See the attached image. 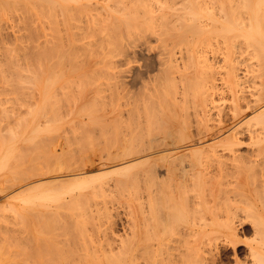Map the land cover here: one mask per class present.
<instances>
[{
	"label": "bare ground",
	"instance_id": "6f19581e",
	"mask_svg": "<svg viewBox=\"0 0 264 264\" xmlns=\"http://www.w3.org/2000/svg\"><path fill=\"white\" fill-rule=\"evenodd\" d=\"M16 1H19L21 4L24 3L25 6L28 4L27 2H29L34 9V12L29 11L31 9L30 7L28 9V12L31 13L30 16L33 14L32 19L28 21L31 22L30 24L32 26V33L29 32L31 34L29 36L32 39V42L28 41L31 47V63H29L30 60L27 59L29 65H27V63L25 64L31 69V71L29 70L30 73L32 72L33 74L32 77H28L29 79H33L36 84L38 78L40 80L41 76H43L42 79L44 81V83L42 82L43 86L41 89L37 88L38 85L36 86L34 84L36 86L35 88L38 91L33 89L34 91H36V93L32 92L34 94H31V96L29 97L32 98L33 96L34 100L36 99L35 103L32 100V103H34L35 105H33L32 109L29 108L31 109L30 112L28 110L29 114L33 115V117L31 116L32 119L35 118L39 113H41V116H47V122H45L49 123L47 125V128L53 130L55 128L54 122L57 120L56 118H58V116L62 119H70V121H68L69 125L71 126L70 123H73V126L75 122H78L76 121L78 120L77 118H79V116H82L81 113L82 111H84L83 113L87 114H85L86 118L87 116L89 118L85 120H90V122H83L82 118L81 120H79V122L82 121L84 124L81 122L79 123L78 127L80 128V125H82V127L84 126V128L87 130L91 128L92 131L99 130L103 132L104 128L105 130H107V126H105V124L109 125L110 123L112 126V121L110 122L109 119H115L116 121L118 119L121 120V118H126L127 121L124 119L123 121H121V123L119 122L118 124L124 125L126 123L125 128L127 127V131H129V128L131 126H128L131 125L132 122L135 124V126L134 128H130V131L128 132L129 134L127 133L129 137L124 140L123 144L120 142L121 146H119V148H116V152H114L112 156L108 155L109 159L110 157L112 158L109 160L112 161L111 163H122L121 166H117L115 168L113 167L114 169L110 168L112 171L109 169L110 173L116 174V177L113 179V184H120V186L124 188L125 183L138 182L139 180H144L145 177L143 187L144 190L141 194L137 196L134 195L136 196L135 202H133V199L132 203H127V211H125L127 215L125 218L121 219L122 217L119 216L120 213H116L115 215H112V213L107 214L103 219H98L95 217V219L98 220L93 221L95 220L93 218V222L91 221V218L90 220H87V218L89 219L90 214L93 215V213H91L93 211L91 209L93 205L91 206V204L84 199V192L88 193L92 191L89 190L87 192L88 189L94 190V188L99 192L100 189L98 190L97 188L102 189L104 187L103 185L107 182L104 181V183L103 181H97H100V179L109 174V172L103 173L97 171L99 174L96 173L93 175L91 173L90 175H87L85 173L89 172H87V170H84V175H81L79 173L80 175H73L74 177L71 178L69 176L68 179L66 178L65 180H55L56 182H53L51 180H42L41 182L44 181L43 183L35 182L32 185L27 184L23 187L20 184L22 189L20 187L18 190L21 191H18L16 189L14 190V192L16 196L18 194H16L17 191L21 192V194L19 195L20 198H17L21 200V203L23 202L22 204H24L22 205V209L23 206H26L25 204H29V207L27 205L26 208H28L27 210H29L30 208V211L28 212L23 210L24 214H22L21 212L20 213L24 217L30 214L29 216L31 217V224L34 232V236L32 237L33 240L34 237L39 238L40 236H43L45 239H47L48 233H54V231H50V228L58 230L57 232L55 230V235L52 234V236L54 237L53 240L56 244H50L52 242L50 241L52 240L50 238L52 237L51 235L49 236L50 243H38L40 241H35V243L28 250L29 255L26 252L27 256H29L31 260V262L29 263L222 264V261H218L217 259L218 255L216 256L217 248H219L221 245H231L233 247L239 243L237 239V231L243 221L241 222V218H238L241 217V215H237L238 209H231L229 210L230 212L226 213L228 209L225 202L226 200L230 201V199H228L229 196H225V202H223L224 204H226L225 206L223 203H221L222 198L220 196L223 197V195H219L222 194V192L219 191L220 193L218 192V196L221 202L219 203V201H217V204H220L221 206L223 204V206L226 207L225 209H227V211L222 210L225 217L223 216V212L221 214V208L223 207L219 208L218 206H216L217 204L215 202V199H217L218 196H216V194L212 192L211 185H213V183L216 181L218 183V185L216 186H220L221 184V186L223 187V185L225 186L226 182H223V184L222 180L225 179L226 181H228L226 177L235 176L237 178V176L241 173V168L250 170L254 167L253 164L257 165V163H263L264 157H261V155L264 156V108L261 107L257 113L250 116V118L248 116L247 119L244 120L245 124H247L245 126L246 131H250L252 133V135H248V142L252 143L253 146H257H255L256 148L253 147L255 149L252 148L251 151L248 150L249 152H242L243 150L240 149V145L242 144V135L246 134L245 129H243L240 124L236 127L234 126V128L230 130L228 134H225L224 137H217L218 139H216L210 146L208 145V147H204L205 149L192 148V152H187L175 157H170L165 152H163L165 154L157 156L155 158L147 159V157L141 160H138L139 158H137V154L145 152L146 149L152 146L151 143H155V146L153 144L152 148L160 147L162 145H168V143L166 144L167 138L164 139L165 137H170L175 144H183L185 142H192L196 144L199 142L198 139L206 137L207 133H210L211 135L212 132H210V130L213 131L211 127L213 126V124H215V121L213 122L211 120L213 119L212 117L214 114H217L221 119H214L216 120V122L222 121L224 117L222 118L221 116L224 115L226 117V115L228 114L229 116H231L232 120L238 115L246 114L247 109H252L264 101V0H0V6L2 4H14ZM15 4H17V2ZM21 4H18L19 7ZM24 5L22 6L25 7ZM24 11L22 9L21 13H23ZM22 15L24 16V14ZM27 16H24V18L28 19ZM1 26L3 25L1 24ZM0 31L2 30L0 29ZM6 34L4 35L6 36ZM0 35L2 36L3 33ZM13 37L15 36H12L11 38ZM17 38L20 39V35ZM2 39L3 38H1V40ZM7 39L9 38L7 37ZM3 40L6 41V38ZM17 42L18 44L20 43L19 40ZM17 46L18 45H16L15 47ZM20 48L23 49L22 46ZM9 50L7 49L5 52H9ZM26 58L24 62H26ZM8 63L11 64L12 62H9L8 60ZM13 64L15 65L17 63ZM19 66H22V64ZM10 73L12 72H9V74ZM250 77H252V79L254 80L258 79L256 81L259 82L260 86H256L255 82L254 86L256 87H253V85H249L250 87H253V89L248 90V85H246L245 83L246 81H250ZM9 79H11L10 76ZM33 81L31 80L32 84ZM251 83L249 82L248 84ZM34 85H32L33 88ZM27 91L29 93V90ZM73 95L76 98L75 100L79 103H77L72 98L71 100L75 101L72 103L73 105L71 106L70 104V106L62 108L64 107L62 106V100L67 101V99H69ZM226 97H229L231 99L230 107H227L229 110H225L222 107L223 103L220 102ZM22 98L24 97L22 96ZM5 100L6 99H4V101ZM98 101H100L101 103ZM58 102L62 103V107L59 106L60 104ZM97 102L99 104L103 103L102 106H104L101 107V105H99ZM29 103L30 102H28V104ZM56 104H59L58 106L60 107L61 114L57 113L58 106L56 109ZM95 105V108L97 110L94 108ZM98 109L99 111H101L99 112ZM3 110L4 108L1 109L0 113ZM97 111L99 113H97ZM4 112L6 111L4 110ZM96 113L98 115H95ZM19 118L18 119L20 120V123L16 119L15 122L13 121L14 123H16V127L17 123L19 124L18 126H22L21 122L22 120H25L23 119L24 117ZM32 119L31 123H34L35 120L33 119L32 121ZM106 120L109 121V123L107 121L108 124L106 123ZM209 121L211 123L213 122V124L210 125ZM36 122L37 120L35 121V123ZM147 122H151V126L154 122L156 127L158 123V130L160 128L161 131H164L165 135L161 139H151L150 143L148 144L150 146H146L149 142L148 140L146 141L147 143L145 142V146L140 145L141 143L139 145L135 144L137 142L133 143L131 137L135 134L136 129L139 130V127L137 128L136 126L139 124V126H142L141 124L143 123L149 124ZM113 123L115 125V122ZM24 124L23 127H25ZM36 124L38 125V123ZM76 124L75 126H73L75 127V130H77ZM41 125L43 126V124ZM21 126L19 128H21ZM33 126L32 129L37 130L38 127L34 126L33 128ZM42 126H40V128ZM215 126H217L218 130L215 128L216 132L213 131L212 135L214 134V138H216V134L221 130V127L217 125V123L215 124ZM66 127L68 128L67 125ZM12 128L8 129L7 132H5V129V131H0V155H2V149H4V145L7 146V144L5 143L7 141H11L10 139H12L11 137H13V134L15 135V138L19 139L18 136L22 129H16L19 132L17 136L16 130H13ZM84 128L81 132L84 133L85 131V133L87 132L86 134H89V130H84ZM112 128L114 127L112 126ZM157 128L154 127L155 130H157ZM68 129H70V132L72 129L74 133L73 128L69 127ZM109 129H111V127ZM118 130L117 131L119 133L122 131L121 126H119ZM144 130L146 133V131L151 129L146 130L144 128ZM160 130L158 132H160ZM127 131L125 130L123 131V133ZM38 132H40V130H38ZM108 132H106V134L104 135H108ZM131 132H134V134L132 135ZM151 132L153 131L151 130ZM138 133L136 135H138ZM124 134L127 135L126 133ZM56 135H58V133ZM104 135L101 136L103 138H107ZM37 136L38 137L35 136V139H40L41 136ZM97 137H99V135ZM74 138L75 140L78 139H76V137ZM49 139L52 141L54 140L52 139V137ZM49 139L47 141V147H45L47 153L49 152L48 150H50L48 149V144H52V141H50ZM13 140L15 139L13 138L12 141ZM20 141L21 140H19V142ZM104 141L106 140L104 139ZM108 141L110 140L108 139L107 142ZM75 142L76 141H74L73 143L75 144ZM78 142L80 143L79 139ZM138 142H141V140ZM34 143L36 144V141ZM19 145V147L21 148L23 144ZM31 145L33 144L31 143ZM36 145L35 147H37ZM80 145L81 144H79L78 146L80 147ZM13 147H11V150ZM28 148H30V146ZM50 148L52 149L53 146ZM21 150L19 149V151L23 153L18 152L20 153L19 155L22 154V158L20 159V161H26L24 160L26 158H23V156L25 155L24 152L26 151H23V147ZM36 150L38 151L39 149L37 148ZM45 150L43 151V153L40 149L39 153L37 152L38 158L36 159H39L40 151L43 154H46ZM74 150L76 151V148ZM77 150L79 151V149ZM14 151L15 149L13 150V152L10 151L11 154H13ZM3 152L6 153L7 150L6 152L5 150H3ZM100 152L102 153V148ZM55 153L53 154L54 157L61 156L59 155V153H56L57 155ZM76 153L74 152L73 157H75V155L78 156V154ZM14 154H16L15 156L19 159L17 151ZM9 155L10 154L5 155V158L6 156H8L10 158H13L11 159L13 161L14 159H16L14 158V155ZM53 155L50 157L53 158ZM31 156L32 155H30L29 158H31ZM211 156L217 161L218 167L215 163L217 169L213 173H211L212 175L210 174L211 176H207V174H205L206 171L204 170L205 165L207 164L206 161ZM58 157H55L54 159H57ZM0 160L3 162L2 159ZM5 160L7 163L8 160ZM51 160H48V163ZM229 160L235 161V163L233 164H236L238 162V164H236L237 166L232 165L233 169H235L234 172L233 169L232 171L228 170L229 165L227 161ZM14 163L17 162L15 161ZM38 163H40V161ZM51 164L49 165L52 166ZM211 165L213 164L211 163ZM258 165V167H262L260 168L261 170L263 169L264 172V164L263 166L262 164ZM246 166H249L250 169H248ZM24 167L27 168L26 165H24ZM43 167H45V165H43ZM43 167L40 168L43 169ZM256 167L257 166H255V168ZM24 169H21V171L23 170L22 172H24ZM43 170H45V168ZM17 171L14 169L13 174L15 173L18 175H13L11 172L13 177H16V180H18L17 178H19V176L21 178L27 175H23L20 169H17ZM54 171L56 172V170ZM32 172L33 171L31 169V175H38L37 172ZM45 172L41 173V175H44ZM47 172L50 171L48 170ZM208 172L209 171H207V173ZM235 174L238 175L236 176ZM250 174L251 173L249 172L248 175ZM195 175H203L206 178L203 179V181L200 183V185H206V187L204 186L206 191L203 190L204 192H202L201 195H192L195 191L192 194L190 192L193 190V188L195 189L196 181L198 182V180L194 178L196 177ZM258 177L260 176H257V178ZM257 178L254 179L256 181V187L253 186V188L254 190L258 189L259 191L261 189V185L259 184L260 187H257ZM213 179H215L214 182H212ZM8 180L9 178L5 181L7 182ZM13 180L16 181L15 178H13ZM254 180L251 179V181ZM237 183L239 182H236L237 187H243L242 185H239L242 182H240L239 184ZM6 184L7 183H5V185ZM108 184L110 185V183H107V186ZM227 184L229 187L230 185H232L230 184V182H227ZM227 184L225 187H223L224 189L228 188ZM7 185L12 188V186L15 184H12V182H10ZM216 186L215 188H217ZM221 186L220 188L218 187V190L221 189ZM137 187L138 186H136V188ZM117 189L120 188L118 187ZM258 191L257 193L254 192L255 196L256 194H258V196H260V194L262 195V193L260 191L259 193ZM223 192L225 193V195L227 194V192ZM228 192H230V190ZM231 193L234 192L232 191ZM100 194L102 195L104 193L101 192ZM93 195L97 194L95 193ZM236 195L238 194L236 193ZM241 195H243V193H241ZM233 196L234 195L232 194V197ZM10 197H12L11 192ZM17 198H14V200L12 199L14 203L15 199ZM82 198L86 202L85 205H82L81 203V201H83ZM57 199H59L57 203H50ZM10 201L6 200L0 205V217H3V210L7 208L10 211H15L16 214L18 211H22L21 208L19 210V207L17 211V205L15 207L17 201L14 206L12 201ZM236 201L238 203L239 200ZM71 202L73 204H77V207H75L77 209L74 210L72 209V207L71 209L73 211H70L69 213H65L68 211H63V213L60 212L61 214H59V211L54 207L58 206L59 208L61 207V205H65L64 207L62 206V208H68L67 205ZM79 203H81V208L79 206L78 209ZM246 204V206H248V203ZM263 205L264 204H262V206ZM95 206L96 205H94V207ZM94 209L95 213L96 211H99L96 210L97 207H95ZM206 209H208L207 212ZM218 210H220V212ZM25 212H28L29 214L27 213L26 215ZM110 212L111 211H109L108 213ZM206 213H208V215H206ZM97 215L98 214H96L95 216ZM22 216L20 218L26 219V217L23 218ZM219 216H222L220 217L222 218L221 221H217L219 222L220 228L212 229V226H210L214 221L212 220V218ZM53 219H55L54 221H56V224L57 222H59V226L56 225V228L54 227L55 225L53 227L51 225L53 223V221L51 223V220ZM23 222L25 224H29L28 218L27 220H23ZM86 222L89 223L88 225L90 226H87ZM244 222L246 223V221ZM9 223L12 224V222ZM53 224H55V222ZM119 225L122 229L121 233H118L116 231ZM22 227L24 228V226ZM57 227H59V229ZM209 228L210 231H208ZM15 229L13 227H10V225L8 226V224L6 225V223L0 225V264H16V256L17 259L19 258L18 251H20L21 253H23L22 250L24 251V249L26 251V246L25 248H22V246L20 247L18 246V244L15 245L14 241L17 238L15 237L16 234L14 232L17 229ZM18 229L21 230L22 228L20 227ZM208 233L216 234L214 236H209ZM253 233L257 235V237L259 236V233H257V231V234L255 233V231H253ZM23 236H21L20 238L22 239ZM211 239L213 241H211ZM18 241L20 243V239H18ZM23 241L25 242L26 239ZM47 245H51V247L53 246L52 248L55 249L54 251H52L53 253H51L53 255H49L50 250L52 249H49ZM56 246L57 248H55ZM18 247H20L19 250L17 249ZM213 248L215 250H213ZM253 249L254 248H250V251L248 253L249 256L256 255V251L255 249ZM212 251L216 253L214 254ZM21 255L23 256V254ZM104 255L105 258L103 259L102 257ZM50 256H53V258ZM29 258L27 257V261L29 260ZM255 260L247 263H258L255 262ZM240 261L239 259H236V261L234 260L235 263L233 264H241L242 262L240 263ZM18 264H20L19 259Z\"/></svg>",
	"mask_w": 264,
	"mask_h": 264
},
{
	"label": "rangeland",
	"instance_id": "374dc122",
	"mask_svg": "<svg viewBox=\"0 0 264 264\" xmlns=\"http://www.w3.org/2000/svg\"><path fill=\"white\" fill-rule=\"evenodd\" d=\"M17 2V4H15ZM14 4H6V5H1L0 6V26H1V24L3 25V26H1L0 27V29L2 30V31H0V34H2L3 33V35L4 34H6V36L10 39L12 36H15V37H13V38H11L10 40L9 39H7V37L4 35H0L1 37H0V45H2V46H0V111H1V109H3L4 108V110L6 111V112H4V110L0 113L1 114V116H0V118H2V119H0V126H2V127H0V131H5V132H7L8 131V129H10V128H12V127H14V128H12L13 130H16L17 128H19L20 126H18L19 124L17 123V127H16V123H14L15 122V119L16 120H18L19 121V123H20V118L19 117H21V118H23V119H25V120H22V122H21V124H22V126H21V128H19V129H22V131H20V134H19V136H18V129L16 130V135L19 137V139L18 138H15L14 136V134H13V137H11L12 139L14 138L15 140H13L12 141V139H10L11 141H7L5 144H7V146H8V148H7V146L6 145H4V149H2V155H0V159H2L3 160V162L1 161V164H0V184H1V186H0V191L2 192H0V205L2 204V203H4V201H6V200H11L12 201V203H13V206H14V204L16 203V201H17V203L15 204V207H16V205H17V211H18V207H19V210H20V208L22 209V205H24V204H22L21 203V200L20 199H18L17 197H19V195L21 194V192H18V191H21V190H18L21 186H20V184L22 185V187L25 185H32V184H34L35 182L36 183H43L45 180L47 181V180H51V181H55V180H65L66 178L68 179V177L70 176V178L71 177H74L73 175H84V170H87V172H89V173H85V174H87V175H90L91 173L94 175V174H96V173H98V172H103V173H108L109 172V174H107L106 176H104L102 179H100V181H97V182H107V183H110V185L108 184V186H107V183H103L104 185V187L101 189V188H97L98 190H99V192L94 188V190L93 189H88L87 190V192L89 191V190H92V191H90V192H88V193H86V192H84V199L87 201V202H89L90 204H91V209L93 210L91 213H93V215L92 214H90L89 216V219L87 218V220H90V218H91V221H92V219L94 218L95 219V217L96 218H100V219H103V218H105L106 217V215L107 214H112V215H115L116 213L117 214H119V216H121L122 218L121 219H123V218H125L126 217V212L125 211H127L126 209H127V206H128V204H129V202H131L132 203V200L134 199V201L133 202H135V197L137 196V195H139V194H141L142 192H143V187H144V180H145V177H144V180L142 179V180H139L138 182H130V183H125V185H124V188L122 187V186H120V184H118V185H116V184H113L114 183V181H113V179L116 177V174H114V173H110V168H112V169H114L115 167H117V166H121L122 165V163L121 162H113V163H111L112 161H109L110 159H112L111 157H110V159L108 158V155L109 156H112V154H114V152H116V148H119V146H121V143L123 144L124 143V140L127 138V137H129V131H130V128L131 127H133L134 128V126H135V124L133 125L132 123H131V125H127L128 127H130L129 128V131H127V127L125 128V126H126V123L123 125V124H118L119 122L121 123V121H123L124 119L126 120V118H121V120H116L115 121V119H109L110 120V122L112 123V126L114 127V128H112V126H111V124L109 123V121L108 120H106V123H107V121H108V123H109V125H106L105 124V126H107L106 127V129L107 130H105V128H104V133L102 132V131H99L98 129V131H92V129L90 128V129H85L84 128V126L82 127V125H80L81 127L79 128L78 127V125H79V123H81L82 121L84 122H87V123H89L90 122V120H85V119H89L88 118V116H87V118H86V113H83L84 111H82V113H81V115L82 116H79V118H77L78 120H76V121H78V122H75L74 123V125L73 126H75V124L77 125V130H75V127H73L72 126V124L73 123H70L71 124V126L69 125V122L68 121H70V119H68V118H66V119H62V118H59V116H58V118H56L57 120V122L55 121L54 122V126H55V128L52 130V129H49V128H47L48 126V124L49 123H45V122H47V116H44V115H42L41 116V113H39L38 115H36V117L35 118H33L35 121L37 120V122L36 123H38V125L35 123V121H34V123H31V119H32V117H33V115L32 114H29V112H30V110L32 109V107H33V105H35L34 103H35V101H36V99L34 100V97L32 96V98H29L30 96H31V94L33 95L34 93H36V91H38L35 87L37 86V88H39V89H41L42 88V86H43V83H44V81H43V79H42V77L43 76H41V79L39 80V78H38V80H37V82H36V84H35V82L33 81V79H31L32 81H33V84L31 83V80L28 78L29 76L30 77H32L33 76V74H32V72L30 73V71H31V69L29 68V67H27L26 66V64L25 63H27V65H29L28 64V61H27V59L28 60H30L31 59V47H30V41L32 40L31 38H30V36L29 35H31L30 33H32V26H31V22H28V21H30L31 19H32V16H33V14L30 16V14L31 13H29L28 12V9H29V7L31 8L29 11H33L34 12V9L32 8V5L29 3V2H27V3H25V4H27L26 6L24 5V3L23 4H21L19 1H16ZM26 2V1H25ZM18 4H21L20 5V7H19V5ZM16 5V6H15ZM22 5H24L25 7H23ZM31 5V6H30ZM22 7V8H21ZM21 8V9H20ZM2 9H3V11H2ZM19 9V10H18ZM23 9V13H21V10ZM18 10V11H17ZM26 10H27V12H26ZM2 12V13H1ZM27 13V15H26V13ZM32 12V13H33ZM21 13V14H20ZM19 14V15H18ZM22 14H24V16L26 17H28V19H25L24 18V16L22 15ZM22 17H21V16ZM3 18H4V20H3ZM25 19V20H22V19ZM6 19V20H5ZM1 20H3V21H1ZM8 20V21H7ZM27 20V21H26ZM24 23H23V22ZM16 24V25H15ZM26 24H28V25H26ZM15 26H16V28H15ZM18 28V29H17ZM6 31H5V30ZM9 29V30H8ZM29 31H28V30ZM8 30V31H7ZM12 30H14V31H11ZM28 31V32H27ZM30 32V33H29ZM11 34V36H10V34ZM13 33V34H12ZM20 35V39H18L17 37H19V35ZM28 34V35H27ZM10 36V37H9ZM17 36V37H16ZM21 36H22V38H21ZM6 38V41L5 40H3V39H5ZM32 37V36H31ZM1 38H3L2 40H1ZM16 39V40H15ZM241 39V38H240ZM10 42H9V41ZM20 41V43L18 44V42L17 41ZM4 41H5V43H4ZM13 41V42H12ZM29 41V42H28ZM22 42H23V44H22ZM32 42V41H31ZM13 43V44H12ZM29 43V44H28ZM10 44H12V45H10ZM18 45L17 47H15L16 45ZM21 44V45H20ZM6 45H9V46H6ZM23 47V49H21L20 47ZM27 48H26V47ZM2 47H4L6 50L8 49H10V48H13V49H10L9 50V52L7 51V52H5L6 50L4 49V48H2ZM7 47H9V48H7ZM19 47V48H18ZM15 48V49H14ZM27 50H26V49ZM18 49V50H17ZM5 50V51H4ZM17 50V51H16ZM24 52H22V51ZM16 51V52H15ZM21 51V52H20ZM4 52V53H3ZM13 52V53H12ZM26 52H27V54H26ZM6 53V54H5ZM10 55H9V54ZM13 54V55H12ZM25 54V55H24ZM19 55V56H18ZM30 55V56H29ZM23 56V57H22ZM28 57V58H26V57ZM12 57V58H11ZM15 57V58H14ZM18 57H20V58H18ZM10 58V59H9ZM25 58H26V62H24L25 61ZM2 59V60H1ZM18 59V60H17ZM6 60H7V62H6ZM8 60H9V62H12L11 64L14 66H12L11 64H9L8 63ZM20 60H22V61H20ZM1 61H3V62H1ZM4 61H5V63H4ZM19 62V63H18ZM22 62V63H21ZM24 62V63H23ZM2 63V64H1ZM8 63V64H7ZM13 63H17V64H13ZM29 63H31V60H30V62ZM5 64H7V65H5ZM21 65L22 64V66H19V65ZM3 65V66H2ZM18 66V68H17V66ZM31 65V64H30ZM8 68H7V67ZM24 66V67H23ZM6 67V68H5ZM21 67V68H20ZM32 68V67H31ZM19 70V71H18ZM30 70V71H29ZM3 71V72H2ZM22 72V74H21V72ZM9 72H12V73H10L9 74ZM5 73V74H4ZM25 73V74H24ZM12 74V75H11ZM23 75H24V77H23ZM42 75V74H41ZM9 76H10V78L11 79H9ZM3 77V78H2ZM12 77H13V79H12ZM21 79V80H20ZM27 79V80H26ZM30 81H29V80ZM249 82L251 83L252 82V80H253V82L251 83V84H248L249 82L248 81H246V85H248V90H251V89H253V87H256V86H258L259 85V82L258 81H256V80H258V79H256V80H254V79H252V77H250L249 78ZM26 81V82H25ZM29 81V82H28ZM13 82V83H12ZM24 82V83H23ZM43 82V83H42ZM256 82V86H254V83ZM14 85V86H12V85ZM34 85V88H33V86L32 85ZM42 84V85H41ZM24 85H26V86H24ZM249 85H253V87H250ZM31 86V87H30ZM260 86V85H259ZM24 87V88H23ZM30 88V89H29ZM247 88V87H246ZM29 90V93H28V91L27 90ZM36 90V91H34V90ZM21 90H22V92H21ZM33 90V91H32ZM24 91V92H23ZM7 92V93H6ZM9 92V93H8ZM26 92V93H25ZM32 92H34V93H32ZM22 93V94H21ZM28 93V94H27ZM9 94V95H8ZM25 94V95H24ZM14 96V97H13ZM22 96L24 97V98H22ZM74 96V95H73ZM73 96H71L69 99H67V101H64V100H62L63 102V104L62 103H60V102H58L59 104V106H61V104H62V106H64V107H62V108H65L66 106H70V104H71V106L73 105L72 103L73 102H75L76 100V98H75V96L73 97ZM28 97V98H27ZM16 98V99H15ZM74 99V100H71V99ZM227 98V99H226ZM224 100H221L220 102H222L223 103V108L226 110V109H228L227 107H230V104H231V99L229 98V97H226ZM4 99H6L5 101H7V102H5L4 101ZM26 99V100H25ZM30 99V100H29ZM16 100V101H15ZM34 101V103H32L33 101ZM71 101V102H70ZM121 101H122V99H121ZM124 101V100H123ZM224 101V102H223ZM4 102V103H3ZM28 102H30L29 104H28ZM77 103H79L78 101H76ZM98 102H100V101H98ZM97 102V103H98ZM97 103H95V104H97ZM101 103V102H100ZM28 104V105H27ZM99 104V103H98ZM103 104V103H102ZM102 104H99V105H101V107H103L102 106ZM264 101L261 103V104H259L258 106H256V107H254V108H252V109H247V113L246 114H241V115H238V116H236V117H232L233 119L231 120V116H229V114L228 115H226V117L224 116V115H220L222 118H223V120L222 121H217L216 122V120H219L220 119V117L217 115V114H214L213 115V119H211L213 122L215 121V124L217 123V125H219L220 127H221V130L216 134L217 136H216V138H214V134L212 135V133H213V131H215L216 132V130H215V128L217 129V126H215V124H213V122L211 123L210 121V125L211 124H213V126L211 127V129H213V131H211L210 130V132H212L211 133V135H210V133L208 134L207 133V136L206 137H202L201 139H198V143H192V142H185V143H176V144H178V145H176L175 143H173V141L171 140V138L169 139L168 137H165L164 139H166V144L168 143V145H166V146H160V147H155V148H152L153 147V144H154V146H155V143H151V145L152 146H150V145H148L149 143H150V141H151V139H153L154 140V138L156 139V138H158V139H161V138H163V136L165 135L164 134V131H161L160 130V128H159V130H160V132H158L159 130H158V128L157 127H159V124L157 123V127L155 126V123L153 122L152 123V126L150 125L151 124V122L149 123V122H147V123H149V124H145V123H143V124H141L142 126H139V125H137L136 127L138 128L139 127V130L138 129H136V127H135V129H136V132H135V134H134V132H131L132 133V135L134 136V139H133V136L132 135H130V136H132L131 138H132V140H133V143H135V142H137V143H135V144H137V145H139L140 143V145H142V146H145V144L147 143L146 141L148 140L149 142L147 143V145L146 146H150L148 149H146V151L145 152H142V153H140V154H137L138 155V157H137V155H136V157L137 158H139L138 160H141V159H145V158H147V159H151V158H155V157H157V156H160V155H163V154H167L168 156H170V157H175V156H179V155H182V154H184V153H187V152H192V148L194 149V148H206V147H208V145L210 146L211 144H213L214 143V141L216 140V139H218V138H222V137H224L225 136V134H228L229 132H230V130H232L233 128H234V126L236 127V126H238V125H240L241 124V126H242V128L243 129H245V131H246V125L247 124H245V122H244V120H246L247 119V117L249 116V118H250V116H252V115H254L255 113H257L259 110H260V108L262 107V108H264ZM57 104H56V109H57V106H58ZM78 105V104H77ZM98 105V106H99ZM58 106V109H57V113L58 114H61V112H60V107ZM260 106V107H259ZM86 107H88V106H86ZM92 107H93V105H92ZM96 107V105L94 106V108ZM100 107V106H99ZM17 108V109H16ZM29 108H31V109H29ZM11 109V110H10ZM16 109V110H15ZM27 109V110H26ZM96 109V108H95ZM258 109V110H257ZM15 110V111H14ZM19 111V115H18V111ZM28 110H29V112H28ZM58 110H59V112H58ZM61 110H63V109H61ZM97 110V109H96ZM229 110V109H228ZM24 111H26V112H24ZM95 111V110H94ZM98 111H99V109H98ZM97 111V113H99ZM96 112V111H95ZM95 114V115H98V114ZM16 114V115H15ZM86 114V115H85ZM4 115H5V118H4ZM22 115V116H21ZM246 115V116H245ZM30 116V117H29ZM32 116V117H31ZM61 116V115H60ZM229 116V117H228ZM63 117V116H62ZM85 117V118H84ZM218 117V118H217ZM227 117H228V119H227ZM19 118V119H18ZM83 118V119H82ZM237 118V119H236ZM33 119H32V121H33ZM44 119V120H43ZM62 119V120H61ZM82 119V121H80L79 122V120H81ZM214 119H216V120H214ZM225 119V120H224ZM230 119V120H229ZM73 120H75V119H73ZM73 120H72V122H73ZM114 120V121H113ZM129 120V119H128ZM221 120V119H220ZM242 120V121H241ZM14 121V122H13ZM25 122V124H24V122ZM43 121V122H42ZM127 121V120H126ZM126 121H124V122H126ZM241 121V122H240ZM40 122V123H39ZM82 122V123H83ZM113 122H115V125H114V123ZM117 122V123H116ZM218 122H219V124H218ZM234 122H236V123H234ZM31 123V124H30ZM107 123V124H108ZM123 123V122H122ZM130 123V122H129ZM129 123H127V124H129ZM234 123V124H233ZM14 124H15V126H14ZM23 124L25 125V127H23ZM35 126V124H36V126L38 127L37 128V130H35V129H32V126L33 125ZM41 124H43V126L41 125ZM84 124V123H83ZM145 124V125H144ZM244 124V125H243ZM42 126L41 128H40V126ZM46 125V126H45ZM66 125L68 126V128L70 127V128H73V130H74V133H73V131H72V129H71V132H70V129H68L67 127H66ZM133 125V126H132ZM146 126V127H144V126ZM250 125V124H249ZM34 126H33V128H34ZM35 126V127H36ZM116 126V127H115ZM119 126H121V134L118 132V131H120V130H118L119 129ZM124 126V127H123ZM155 128H157V130H155L154 129V127ZM215 126V127H214ZM23 127V128H22ZM64 127H66V128H64ZM111 127V129H109ZM141 127H142V129H141ZM153 129H152V128ZM214 127V128H213ZM220 127H218V128H220ZM248 127V126H247ZM62 128H63V130H62ZM79 128V129H78ZM83 128H84V130H87L88 131V133L90 134L91 132L93 133H91L90 135L89 134H86L85 133V131H84V133L83 132H81L82 130H83ZM117 128V129H116ZM123 128H125V129H123ZM144 128L147 130V129H151L153 132H151V130H148V131H146V133H145V130H144ZM253 128V127H252ZM5 129V130H4ZM44 129V130H43ZM45 129H46V131H45ZM61 129V130H60ZM114 129V130H113ZM140 129H141V131H140ZM25 130V131H24ZM35 130V131H34ZM38 130H40V132H38ZM49 130H51V131H49ZM55 130H56V132H55ZM67 130H69V131H67ZM118 130V131H117ZM127 131V132H124V133H128L127 135H125L124 133H123V131ZM155 130V131H154ZM218 130V129H217ZM61 131H63V132H61ZM65 131V132H64ZM108 132V135H104V134H106V132ZM115 131V132H114ZM132 131V130H131ZM143 131V132H142ZM66 132H68V133H66ZM76 132V133H75ZM139 132V133H138ZM163 132V133H162ZM227 132V133H226ZM1 133V132H0ZM39 133V134H38ZM40 133H41V135H40ZM58 133V135H56ZM70 133V134H69ZM71 133H72V136H71ZM81 133H83V134H81ZM99 133V134H98ZM101 133V134H100ZM111 133V134H110ZM138 133V135H136ZM153 133V134H152ZM157 133V134H156ZM247 133H249V134H247ZM6 134V133H5ZM22 134V135H21ZM35 134H37V135H39V136H41L40 137V139L38 138V140H36L35 138L36 137H38L37 135H35ZM67 134V135H66ZM119 134V135H118ZM163 134V135H162ZM222 134V135H221ZM224 134V135H223ZM51 135V136H50ZM75 135H77V136H75ZM84 135V136H83ZM99 135V137H97ZM104 135V136H106L110 141H108L107 142V138H103L102 136ZM109 135H110V137H109ZM144 136V135H146V136H144V137H142V136ZM250 135H252V133L250 132V131H246V134H244V135H242V139H241V145H240V149L241 150H243L242 152H249V151H251L252 150V148L253 147H255V146H253V144L252 143H250V142H248L249 141V136ZM27 136H29V137H27ZM36 136V137H35ZM49 136V137H48ZM56 136V137H55ZM58 136V137H57ZM60 136V137H59ZM70 136H71V138L74 136V137H76V139L78 138L79 139V141H80V143L78 142V139L77 140H75V138L73 137L72 139L70 138ZM138 136V137H137ZM151 136V137H150ZM221 136V137H220ZM7 137V136H6ZM52 137V139H54L53 141L52 140H50L49 138H51ZM64 137H65V140H64ZM101 137V138H100ZM140 137H141V139H140ZM218 137V138H217ZM246 137V138H245ZM24 138V139H23ZM26 138V139H25ZM50 140V141H52V144L50 145V143L48 144L49 145V147H48V149H50V150H48L49 152L47 153V150H45V147H47V141H48V139ZM97 138H99V139H97ZM147 138V139H146ZM245 138V139H244ZM18 139V140H17ZM67 139H68V143H67ZM101 139V140H100ZM102 139H103V141H102ZM104 139L106 140V141H104ZM113 141H112V140ZM119 139V140H118ZM139 139V140H138ZM163 139V140H164ZM214 139V140H213ZM17 140V141H16ZM19 140H21L20 142H19ZM71 140H73V141H71ZM98 140V141H97ZM140 141L141 140V142H138V141ZM142 140H143V142H144V144H143V142H142ZM14 141H16V142H14ZM36 141V144L34 143ZM74 141H76L75 142V144L73 143ZM115 141V142H114ZM117 141H118V143H117ZM123 141V142H122ZM243 141V142H242ZM245 141H246V143H245ZM14 142V143H13ZM29 142V143H28ZM55 142H56V144H55ZM78 142V143H77ZM96 142V143H95ZM98 142V143H97ZM121 142V143H120ZM146 142V143H145ZM31 143L33 144V145H31ZM73 143V144H72ZM76 143H77V146H76ZM103 145H102V144ZM120 143V144H119ZM10 144V145H9ZM19 144H23L22 146H21V148L19 147L20 145ZM79 144H81L80 145V147L78 146ZM156 144H157V142H156ZM174 144V145H173ZM247 144H249V145H247ZM35 145L37 146V147H35ZM61 145H62V147H61ZM102 145V146H101ZM170 145V146H169ZM246 145V146H245ZM13 146H15V147H13ZM30 146V148H28ZM39 146H41V147H39ZM53 146V148L51 149L50 147H52ZM76 146V147H75ZM106 146V147H105ZM109 146H111V147H109ZM203 146V147H202ZM250 146V147H249ZM11 147H13L14 149H15V151H14V153L17 151V154H18V156H19V159H18V157H16L15 155L16 154H11V152H13V148H12V150H11ZM19 147V148H18ZM22 147H23V151H26V152H24V156H23V158H26V159H24V160H26V161H20V159L22 158L21 157V155H19L20 153H23V152H20L19 151V149L21 150L22 149ZM33 147V148H32ZM79 147V148H78ZM104 147V148H103ZM114 147V148H113ZM246 147V148H245ZM248 147V148H247ZM257 147V146H256ZM255 147V148H256ZM7 148V149H6ZM41 149V151L43 152L44 150L46 151L45 153L46 154H43L41 151H40V154H39V159H36V158H38V154H37V152L39 153V150L37 151L36 149ZM76 148V151L74 150ZM101 148H102V153L100 152L101 151ZM139 148V147H138ZM152 148V149H151ZM204 148V149H205ZM255 148H253V149H255ZM9 149H10V151H9ZM44 149V150H43ZM77 149H79V151L77 150ZM166 149V150H165ZM247 149V150H246ZM3 150H5V152H6V150H7V152L6 153H4L3 152ZM36 150V151H35ZM74 150V151H73ZM82 150V151H81ZM83 150H84V152H83ZM147 150H149V151H147ZM246 150V151H245ZM249 150V151H248ZM9 151V152H8ZM22 151V150H21ZM36 153H35V152ZM55 151H56V153L58 154L59 153V155H61V156H55V157H58V158H60V159H58V161H57V159H54L55 157H54V153H55ZM61 151V152H60ZM18 152H20V153H18ZM73 152V153H72ZM74 152L76 153V154H78V156L77 155H75V157H73V155H74ZM160 152V153H159ZM163 152H165V153H163ZM55 153V154H56ZM103 153H104V155H103ZM109 153V154H108ZM169 153V154H168ZM8 154H10V155H14V158H16V159H14V161L13 160H11V159H13V158H10V157H8V156H6V158H5V155H8ZM28 154H30V155H32L31 156V158H29L30 157V155H28ZM56 154V155H57ZM9 155V156H10ZM26 155H27V157H26ZM44 155V156H43ZM53 155V158H51L50 156H52ZM141 155V156H140ZM264 155V154H263ZM43 156V157H42ZM77 156V157H76ZM104 156V157H103ZM151 156V157H150ZM8 157V158H7ZM12 157V156H11ZM33 157V158H32ZM53 160H51L50 158ZM103 157V158H102ZM261 157H264V156H262L261 155ZM75 158V159H74ZM81 158V159H80ZM100 158V159H99ZM102 158V159H101ZM187 158H188V156H187ZM212 160H211V159ZM210 158H208L207 159V161H206V165H205V170L204 171H206L205 172V174H207V176L208 175H210L211 173H213L216 169H217V167H218V163H217V161L214 159V158H212V156L210 157ZM5 159H7L8 161H9V159H10V161L8 162L7 161V163H6V160ZM33 161H32V160ZM36 159V160H35ZM64 159V160H63ZM83 159V160H82ZM214 159V160H213ZM30 160H31V162H30ZM48 160H51L49 163H48ZM63 160V161H62ZM76 161V162H74V161ZM79 162H78V161ZM81 160V161H80ZM108 160V161H107ZM17 162V163H14V162ZM40 161V163H38ZM43 161V162H42ZM19 162V163H18ZM23 162V163H22ZM54 162V163H53ZM105 162V163H104ZM228 162V170L229 171H232V169H233V166L232 165H235V166H237L236 164H238V162L236 163V164H233V163H235V161H231V160H229V161H227ZM6 163V164H5ZM11 165H9V164ZM25 163V164H24ZM28 163V164H27ZM37 165H36V164ZM42 163V164H41ZM44 163V164H43ZM52 163V164H51ZM211 163L213 164V165H211ZM215 163L217 164V167H216V165H215ZM5 164V165H4ZM13 164V165H12ZM19 164H21V165H19ZM23 164V165H22ZM49 164H51L52 166H54V167H52V166H50ZM53 164H55V165H53ZM258 164H262V166H263V164H264V160H263V163H257V165L256 164H253L254 165V169L252 168V169H250V167L248 166H246L248 169H250V170H247L246 168H241L240 170H241V173L237 176L236 174V176H237V178L234 176H228V177H226V179L228 180V181H226L225 179H223L222 180V183L224 182H226L225 183V186H226V184H227V182H230V184H232V185H230V187L228 186V184H227V186H228V188H223V187H225L223 184V187L221 186V184H220V186H221V189L220 190H218L219 188H220V186H216V185H218V183L215 181V179H213L212 180V182H214L213 183V185H211V189H212V192L213 193H215L216 194V196H218V194L220 193L219 191H221L222 192V194H219V195H223V197L222 196H220L222 199H221V201H220V198H219V196L217 197V199H215V202H216V204H217V201H219V203L221 202V203H223V202H225V196H229L228 197V199H230V201H228V200H226V204H227V209H228V211H227V209H225L226 207V204H224L225 206H223V204H222V206L220 205V204H217L216 206H218L219 208L220 207H223V208H221V214H222V210H224V211H227L226 213H228V212H230L229 210H234V209H238V211H237V215L238 216H240L241 215V217H238V218H241V222L243 221V223H241V225H240V227H239V229H238V231H237V233H238V235H237V239H238V244H236V246H220L219 248H217V253L216 252H214V251H212L214 254L216 253V256L218 255V257H217V259H218V261H222V264H233V263H235L234 262V260L236 261V259H239V261H240V259H241V261H240V263L241 264H243L244 262V264H246L247 262H250V261H254L255 259V262H258V263H256V264H261V262H262V264H264L263 263V261H264V254H263V252H264V205L262 206V204H264V172H263V169L261 170V168L260 167H258L259 165ZM24 165H26L27 166V168H25L24 167ZM43 165H45V167H43ZM63 165V166H62ZM73 165V166H72ZM8 166H10V167H12V168H10V167H8ZM17 166V167H16ZM58 166V167H57ZM77 167V169H76V167ZM255 166H257L256 168H255ZM21 167V168H20ZM23 167V168H22ZM33 167V168H32ZM43 167V169L45 168V170H43V169H41V168ZM114 167V168H113ZM9 168V169H8ZM25 168V169H24ZM52 168H54V169H52ZM75 168V169H74ZM238 168V167H237ZM258 168V169H257ZM260 168V169H259ZM6 169H8V170H6ZM14 169L17 171V169H20V171H21V169H24V172H22L23 173V175L25 174H27L25 177L23 176V177H21L20 178V176H19V178H17L18 180H16V177L14 176L13 177V175L15 174H13V171H14ZM30 169V170H29ZM31 169H32V173H36L37 172V176H36V174H32V175H35V176H32L31 175ZM110 169V170H109ZM239 169V168H238ZM242 169H244V170H242ZM4 170H6V171H4ZM10 170V171H9ZM13 170V171H12ZM50 171V172H47V171ZM54 170H56V172L54 171ZM245 170H247V171H245ZM254 170V171H253ZM256 170V171H255ZM260 170V171H259ZM8 171V172H7ZM26 171V172H25ZM30 171V172H29ZM46 171V172H45ZM98 171V172H97ZM112 171V170H111ZM207 171H209L208 173H207ZM235 171V169H233V172ZM251 171H253V172H251ZM259 171V172H258ZM11 172H12V174H11ZM18 172V171H17ZM16 172V173H17ZM40 173V176H39V173ZM43 172H45L44 173V175H41V173H43ZM53 172V173H52ZM240 172V171H239ZM251 173L250 175H248V173ZM254 172H255V174H254ZM20 173V172H19ZM50 173V174H49ZM80 173V174H79ZM245 173V174H244ZM253 173V174H252ZM72 174V175H71ZM99 174V173H98ZM233 174V173H232ZM244 174V175H243ZM15 175H18V174H15ZM31 175V176H30ZM212 175V174H211ZM210 175V176H211ZM111 176V177H110ZM196 177H194V178H196L197 180H198V182L196 181V186H195V189L193 188V190L192 191H190L191 192V194L194 192V194H192V195H201V193L202 192H204L203 190H205V187H206V185L204 184H201L200 185V183L203 181V179H206L203 175H195ZM206 176V175H205ZM244 176V177H243ZM249 178H248V177ZM254 176H255V178H257V176H260V177H258L256 180H257V187L259 186L260 187V185H261V189H262V191H261V189L259 190L261 193H262V195L260 194V196H258V194H256V196L254 195V192L255 193H257V191H258V189H255L254 190V188H253V186H255V178H254ZM27 177V178H26ZM56 177V178H55ZM9 178V180L6 182L5 180H7V179ZM13 178H15V180L16 181H14L13 180ZM51 178V179H50ZM54 178V179H53ZM58 178V179H57ZM110 178V179H109ZM231 178V179H230ZM236 178V179H235ZM252 180H254V181H251V179ZM254 178V179H253ZM260 178V179H259ZM5 179V180H4ZM26 179V180H25ZM209 179H210V177H209ZM230 179V180H229ZM263 179V180H262ZM42 180H44L43 182H41ZM242 180V181H241ZM260 180V181H259ZM20 181V182H19ZM209 181V180H208ZM208 181H207V183H208ZM235 181V182H234ZM263 181V182H262ZM10 182H12V184L14 183L15 185H13L12 186V188L11 187H9V185H7V184H9ZM17 182H19V183H17ZM48 182H50V181H48ZM56 182V181H55ZM236 182H242L241 184H239V183H237V184H239V185H242L243 187L241 188L239 185V187H237V185H236ZM254 182V183H253ZM5 183H7L6 185H5ZM17 183V184H16ZM52 183V182H51ZM206 183V184H207ZM235 183V184H234ZM49 184V183H48ZM128 184V185H127ZM138 184V185H137ZM244 184V185H243ZM260 184V185H259ZM263 184V185H262ZM130 185V186H129ZM203 185V186H202ZM252 185V186H251ZM16 186V187H15ZM19 186V187H18ZM136 186H138L137 188H136ZM164 186H165V184H164ZM163 186V187H164ZM205 186V187H204ZM215 186L217 187V188H215ZM22 187H21V189H22ZM107 187H108V189H107ZM120 188V189H117V188ZM123 189H122V188ZM204 187V188H203ZM219 187V188H218ZM232 187V188H231ZM234 187V188H233ZM256 187V186H255ZM258 187V188H259ZM6 188V189H5ZM13 188H15V189H13ZM165 188V187H164ZM224 190H223V189ZM231 188V189H230ZM252 188H253V190H252ZM11 189H13V190H11ZM18 190L17 192H16V194H17V196L15 195V192H14V190ZM105 189V190H104ZM137 189V190H136ZM142 189V190H141ZM198 189V190H197ZM215 189V190H214ZM217 190V191H216ZM225 191V192H227V194L225 195V193L223 192V191ZM230 190V192H228V191ZM252 190V191H251ZM94 191H97V192H94ZM104 191V192H103ZM206 191V190H205ZM234 192V193H231V192ZM240 191V192H239ZM242 191V192H241ZM258 191V192H259ZM10 192H11V195H12V197H10ZM93 192V193H92ZM104 193V194H100V193ZM106 192V193H105ZM219 192V193H218ZM252 192V193H251ZM259 192V193H260ZM12 193H14V194H12ZM91 193V194H90ZM97 194V195H93V194ZM229 193V194H228ZM236 193L238 194V195H240V196H238V195H236ZM241 193H243V195H241ZM248 193V194H247ZM232 194L234 195L233 197H232ZM15 195V196H14ZM108 195V196H107ZM134 195H136V196H134ZM14 196V197H13ZM89 196V197H88ZM263 196V197H262ZM134 197V198H133ZM181 197V196H180ZM238 199H237V198ZM244 197V198H243ZM14 198H17V199H15V203L13 202V200H14ZM20 198V197H19ZM104 198V199H103ZM108 198V199H107ZM233 198H234V200H235V202H234V200H233ZM241 198V199H240ZM13 199V200H12ZM83 199V198H82ZM81 199V200H82ZM84 199H83V201H81V203H82V205L84 204H86V202L84 201ZM95 199V200H94ZM249 201H248V200ZM262 199V200H261ZM58 200L59 199H57V200H54V201H56V202H50V203H52V204H54V203H57L58 202ZM92 200V201H91ZM105 200V201H104ZM108 200H109V202H108ZM236 200H239L238 201V203H237V201ZM10 201V202H11ZM61 201V200H60ZM85 202V203H84ZM100 202V203H99ZM233 202V203H232ZM248 203V206H246L247 204L246 203ZM260 202V203H259ZM72 203V202H71ZM71 203H69L67 206H68V208H62V206L64 207L65 205H61V207H59L58 208V206L56 207V206H54L55 208H56V210H58L59 211V214H61V213H63V211H68V212H65V213H69L70 211H73L72 209H77V208H75V207H77V204H73L72 203V205H71ZM81 203H79L78 204V209H79V206L81 205ZM92 203H94V204H92ZM97 203H99V204H97ZM128 203V204H127ZM229 203V204H228ZM245 203V204H244ZM252 204V206H251V204ZM60 204H61V202H60ZM102 204H104V205H102ZM209 204H211V203H209ZM233 204V205H232ZM235 204V205H234ZM26 206L28 205V207H29V204H25ZM56 205V204H55ZM94 205H96L95 207H97V209L96 210H99V211H96V213H95V207H94ZM26 206L24 207L23 206V209H22V211L20 210V211H18L17 212V214H16V212L14 213L13 212V210L12 211H10V210H8V208L7 209H5V210H3V212L5 213H3V217L1 216L0 217V225H2V224H5L6 223V225L8 224V226L10 225V227H13L16 231H14L15 232V237H17L18 239H20V243H19V241H18V239L16 238L15 239V241H14V243H15V245H17L18 244V246H22V248H25V246H26V251H25V249H24V251L22 250V249H20V250H22V252L23 253H21L20 251H18V256H19V263L20 264H30L29 262H31V260H30V258H29V256H27V253H28V250H29V248L35 243V241H40V242H38V243H50V241H52L50 244H52L53 245V243H55V241L53 240L54 239V237L52 236V234L53 235H55L54 233H55V230H56V232L58 231L57 229H52V228H50V231H54V233H51V234H49L48 233V238L47 239H45L43 236H40V237H42V238H35L34 237V240H33V236H34V232H33V228H32V224H31V217L29 216L30 214L28 213L29 211H30V208H29V210H27L28 208H26ZM102 206V207H101ZM232 206V207H231ZM263 207V209H262V207ZM14 207V208H15ZM73 207V208H72ZM99 207V208H98ZM230 207V208H229ZM238 207V208H237ZM255 207V208H254ZM4 208V207H3ZM62 208V209H61ZM72 208V209H71ZM80 208H81V206H80ZM101 208V209H100ZM208 208V207H207ZM214 208H216V207H214ZM249 208V209H248ZM125 209V210H124ZM218 209V208H217ZM240 209V210H239ZM244 209H246V210H244ZM15 210V209H14ZM28 211L27 213L29 214V215H27V213L25 212V214L28 216H25L26 217V219H22V218H20L21 216H22V214H24L23 212L24 211ZM251 210V211H250ZM109 211H111L110 213H108ZM208 211V209H206V212ZM219 212H220V210H218ZM241 211H242V213H241ZM244 211V212H243ZM258 211V212H257ZM9 212H10V214H9ZM22 214H21V213ZM61 212V213H60ZM125 212V213H124ZM246 212V213H245ZM11 213H13V214H11ZM249 213V214H248ZM251 213V214H250ZM255 213V214H254ZM89 214V213H88ZM87 214V215H88ZM96 214H98L97 216H95ZM253 214V215H252ZM7 215V216H6ZM86 215V216H87ZM206 215H208V213H206ZM245 215H246V217H245ZM257 215V216H256ZM85 216V217H86ZM92 216V217H91ZM94 216V217H93ZM223 216L225 217V215H224V212H223ZM250 216V217H249ZM252 216V217H251ZM256 216V217H255ZM7 217V218H6ZM12 219H11V218ZM17 217V218H16ZM23 218H25L24 216H22ZM220 217H222V216H219V217H213L212 218V220H214L213 221V223H211L212 225H210V226H212L211 228L213 229V228H215V229H217V228H220L219 227V222L221 221V219L222 218H220ZM244 218V220H243V218ZM27 218H28V223L29 224H25L24 222H23V220H27ZM216 218V219H215ZM219 218V219H218ZM246 218V219H245ZM4 221H3V220ZM98 219H95V220H93V221H96V220H98ZM21 220H22V222H21ZM55 219H53V220H51V223H52V221H53V223L55 222V224H51L52 225V227L54 226L55 228H56V225H58L59 224V222H57V224H56V221H54ZM216 220V221H215ZM219 220V222H217ZM250 220V221H249ZM255 220V221H254ZM260 220V221H259ZM7 221V222H6ZM92 221V222H93ZM244 221H246V223L244 222ZM252 221H254V222H252ZM9 222H12V224L11 223H9ZM16 224H15V223ZM88 222V221H87ZM86 222V225L87 226H90V225H88L89 223H87ZM91 222V223H92ZM249 222V223H248ZM26 223H27V221H26ZM262 223V224H261ZM22 224V225H21ZM254 224V225H253ZM256 224V225H255ZM258 224V225H257ZM13 225V226H12ZM21 225V226H20ZM16 226V227H15ZM22 228L21 230L20 229H18V228H20V227ZM22 226H24V228L22 227ZM59 226V225H58ZM253 226V227H252ZM256 228H255V227ZM58 229H59V227H57ZM23 229H25V230H23ZM27 229H29V230H27ZM241 229V230H240ZM254 229V230H253ZM256 229V230H255ZM122 229H121V226L119 225L118 226V228H117V232L118 233H121L122 231H121ZM25 231H26V233H25ZM28 231V232H27ZM120 231V232H119ZM208 231H210V228H209V230ZM253 231H255V233H256V231H257V233H259V236L257 237V235H255L254 233H253ZM30 232V233H29ZM252 232V233H251ZM256 233V234H257ZM26 234H28V235H26ZM209 234V233H208ZM216 234V233H215ZM214 233L213 234H209V236L210 235H212V236H214L215 235ZM255 236H254V235ZM24 235V236H23ZM52 236V237H50L52 240H50L49 239V236ZM21 236H23V238L21 239L20 237ZM211 236V237H212ZM263 236V237H262ZM26 239V241L24 242L23 240H25ZM32 238V239H31ZM258 240H257V239ZM261 238V239H260ZM37 239V240H36ZM21 240H22V242H21ZM46 240H47V242H46ZM50 240V241H49ZM28 241V242H27ZM30 241H32V242H30ZM211 241H213L212 239H211ZM254 241V242H253ZM56 244V243H55ZM94 244H97V243H94ZM255 244V245H254ZM24 245V246H23ZM46 245V244H45ZM259 245V246H258ZM48 246V248L50 249H52V250H50V254L49 255H53V254H51V253H53L52 251H54L55 249H53L52 247H51V245L49 246V245H47ZM20 247H18L17 249L19 250V248ZM28 247V248H27ZM55 248H57V246L55 247ZM248 248V249H247ZM250 248L252 249V248H254L255 249V256L253 255V256H249V251H250ZM253 249V250H254ZM213 250H215L214 248H213ZM234 252H233V251ZM263 251V252H262ZM27 252V253H26ZM83 252V251H82ZM23 254V256L21 255V254ZM17 255V254H16ZM28 255H29V253H28ZM247 255V256H246ZM262 257H261V256ZM22 257V258H21ZM27 257L29 258V260L27 261ZM50 257H52L53 258V256H50ZM247 257V258H246ZM256 257V258H255ZM52 258H51V260H52ZM103 259L105 258V255L102 257ZM236 258V259H235ZM255 258V259H254ZM18 259H17V256H16V261H17V263L16 264H18ZM20 259H21V261H20ZM220 259V260H219ZM227 259V260H226ZM210 260H211V258H210ZM22 262V263H21ZM230 262V263H229ZM248 264V263H247Z\"/></svg>",
	"mask_w": 264,
	"mask_h": 264
}]
</instances>
